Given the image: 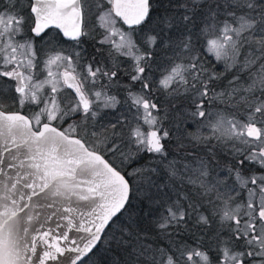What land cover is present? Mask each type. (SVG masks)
<instances>
[{
    "label": "snow or ice",
    "instance_id": "1",
    "mask_svg": "<svg viewBox=\"0 0 264 264\" xmlns=\"http://www.w3.org/2000/svg\"><path fill=\"white\" fill-rule=\"evenodd\" d=\"M0 264H264V0H0Z\"/></svg>",
    "mask_w": 264,
    "mask_h": 264
}]
</instances>
